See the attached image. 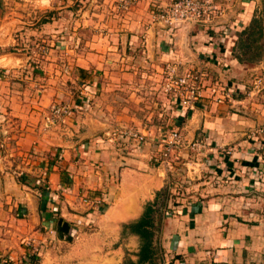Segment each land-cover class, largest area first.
I'll return each instance as SVG.
<instances>
[{
    "label": "crops",
    "instance_id": "0c3cea01",
    "mask_svg": "<svg viewBox=\"0 0 264 264\" xmlns=\"http://www.w3.org/2000/svg\"><path fill=\"white\" fill-rule=\"evenodd\" d=\"M8 1L0 0V16ZM21 1L25 8L16 15L49 12L52 16L61 15L63 22L48 16L35 20L36 30L49 33L42 40L48 45L47 53L37 54L40 65L34 70V79L20 85L25 91L22 88L17 94L19 88L14 86L0 91L5 96L0 97L5 102L1 106L5 116L0 114V144L4 146L0 154V256L9 257L13 264H104L106 260H111L108 264H121L120 243L111 253H105V246L116 244L122 224L137 220L144 204L167 188V174L162 168L152 167L150 160L163 138L155 139L142 132L148 141L145 146L120 150L118 144L124 140L108 137L107 129L127 126H122V118L107 112L114 109L113 101L111 105L101 99L85 103L66 124H59L46 134L40 117L41 111L53 102L55 92L64 89L58 82L67 78L72 65L83 70L80 74L87 78L86 71L92 64L100 69V52L107 46L114 58L116 50L121 52L123 47L137 45L138 40L152 58L156 56L183 68H201L208 83H237L233 105L205 99L196 109L178 112L177 126L184 142L201 141L205 145L201 155L185 148L178 159L184 164L183 174L172 176L176 179L179 175L178 183L192 184L189 194L193 200L187 206L178 205L184 213L179 217L181 226L168 215L161 220L156 216V221H161L159 242L163 252L188 262L185 257H191L194 262L207 250L212 252V258L204 256V264H264V196L257 193L264 190V135L249 136L251 130L264 123V91L255 97L244 91V83L254 73H264V63L237 61L230 52L233 40H226L224 35L218 41L216 34L205 27L196 26L188 39L182 30L162 28L154 21L151 8L146 9L151 0L139 2L125 15L112 13L109 25L103 23L108 6L99 4L95 22L99 27H111L112 43L107 44L106 38L97 35L88 40L73 35L71 0H67L68 4L65 0ZM27 2H31V10L27 9ZM93 6L91 3L89 8ZM26 24L17 23L18 28ZM58 26L63 29L61 36L54 34ZM8 27L9 23L0 19L3 36ZM77 27L80 36L87 29L81 20ZM8 43V39H0V46ZM89 45L96 48L95 53L87 48ZM141 51L146 52L143 48ZM26 60L25 55H0L2 68L16 67ZM86 88L82 94L93 98L96 88ZM28 91L34 95L29 98L31 103L20 96ZM9 143L15 144L14 149H8ZM225 149H229L228 154L222 151ZM100 192L107 206L101 216L102 228L84 231V216L90 213L81 198ZM171 204L166 201L167 207ZM58 220L68 224L69 239L58 237ZM72 226L77 228L74 234ZM128 237L131 241L135 235ZM27 239L38 243L40 257L34 262L25 258L32 254L31 247L26 246Z\"/></svg>",
    "mask_w": 264,
    "mask_h": 264
},
{
    "label": "rangeland",
    "instance_id": "374dc122",
    "mask_svg": "<svg viewBox=\"0 0 264 264\" xmlns=\"http://www.w3.org/2000/svg\"><path fill=\"white\" fill-rule=\"evenodd\" d=\"M142 1L143 0H136L135 3L131 4L130 6H128V8L125 9L120 7L117 0H106V2L104 0H71L70 3L65 0V3L70 4L69 9H71L72 11L71 21L73 22V35L75 34L76 38L82 37V39L88 40L93 39L97 35L100 38H106L107 41H105L104 44H107L108 42L112 43V37L109 36L111 35V32L109 31L111 27L107 29L103 25H100L103 27L97 26L98 22L95 21L96 19L98 21V17L96 16L98 5L107 4L108 8L105 11V18L103 20V23L108 22L109 25L112 13L125 15L129 11V9L133 8L134 6H136V4ZM174 1L175 0H151V4L148 5L146 9L150 10L151 8L152 12H156L161 10L162 8H165L166 6L168 8L173 4ZM91 3H93L94 6L89 8ZM27 4V9L31 10V2H27ZM60 5L63 4H57L56 6ZM211 5L215 7V10H213L214 13L208 19H201L195 24L189 23L186 28L179 29L182 30L183 33H185L187 39L190 37L191 31L194 30L196 26L205 27L204 29L206 31L214 32L218 38V41L220 39H224V35H227L226 40L232 39L234 42V45L230 47L231 56L234 58L236 54L241 55V50L239 49V36L245 28L253 23H256L260 24L264 30V0H212ZM24 8L25 7H22L21 0H9L8 5H4L2 7L3 11L0 19H5V22L9 23V27L7 33H5L4 36L2 35L4 30L0 31V39H8L9 43L7 45L0 46V55H6V57H20V55H25L27 57V60L21 65H16V67H8L7 65H5V67L2 68V65H0V91L3 90V88H9L11 86H14L16 89L19 88L17 90V94H19L22 88L23 91H25V87L20 85H25L26 81L31 82L34 79L36 75L34 70L40 65V62H38L39 60L37 59V54L44 55L45 53H47L48 45L45 42L43 43L42 40H44V36L48 35L49 33L36 30V25L34 24L35 20L40 18L41 21L42 19H47L46 16H48L49 18L55 17L56 22L59 20L63 22V18L61 15L55 14L54 16H52V14H49V12H43L40 14L38 13L36 15L32 13L25 16L16 15ZM80 20L84 22V29L87 28L85 31H82L81 36L80 30H77V28H79L77 26L80 23ZM89 20H91L90 23H88ZM19 21L20 23L21 21H24L27 24L22 25V28H18L17 23H19ZM74 27L77 31H74ZM56 29L57 30L54 34H59L61 36L63 33V29L59 26L56 27ZM174 30H178V28ZM115 37H117V35H115ZM245 38L246 37L243 36L242 40H244ZM55 40H58V38H56ZM261 42H263L264 44V36ZM136 44L137 45L134 46H127L125 48L123 47L122 49L120 48L121 52H117L116 50V56H114V58H112V50L109 46L105 48L103 53L99 51L102 54V57L100 59L102 61L101 67L100 69H96V64H92V67H90L86 71L87 74L85 75L88 76L87 78L83 77V75L80 74V72H83V70H81L78 66L76 67V65H72L70 72L67 74V78L63 79L62 82H58V84L64 87V89L62 88L61 92L56 91L54 96L55 99L53 98V102L47 105L43 111H41L40 118L42 120V131H44L46 134L57 125L66 124V121H68L72 115L68 114L69 116L66 115L65 118L62 117L61 120H59V123L50 122L52 121L53 116H56V114L63 112L64 109H69V111H71V113L73 114L74 112L81 111L83 104H88L95 100L99 102V100L101 99V102L110 105L112 101L114 102V109H108L107 112L112 116L115 115L116 117L122 118V120H124L125 123L122 126L127 127L121 128H132L139 133L145 132L146 136H152L155 139L165 138L167 134L174 129H179L181 133L180 128L177 126V120L179 118L178 112L183 109L179 104H177L178 101L175 100L176 98L174 94L171 93V91H166V84L168 83L169 77L172 78L173 75V77L176 78V76L182 75L184 72H187V70L191 72H198L199 74H201L202 82L204 84L201 97L202 101L207 99L214 103V96H211V88H213L214 86H218L226 89L230 93V99L224 97L222 102H215L216 104L228 103L230 105H233V103L235 102L233 99V91L234 87L237 88V83L233 82L228 86L222 81H219L218 83H208L207 79L205 78V72L202 71L201 68H197V66H194L193 68H183L177 63H170L157 58L156 56L152 58L149 55V52L145 49V46L141 45V42L137 40ZM141 47L146 52L141 51ZM87 48L89 50H92L91 53L96 52L95 47L91 48L89 45L87 46ZM123 59L124 61H122ZM126 61L130 63H127ZM259 63H264V57L261 61L250 64ZM172 69H176L175 74H173ZM92 76L94 78H92ZM256 78L258 77L256 73H254L253 76L248 79V82L244 83V91H248L249 97L258 96L261 93L262 89L258 91L256 88L252 87ZM95 83L97 84L98 89L95 87ZM28 85L29 84H27L26 86ZM87 86L96 88L93 93L95 97V92H97L96 98L88 97L86 93L82 94V91H85V89H87ZM28 92L26 94H21L20 96L27 97L28 102L31 103L29 101V98L31 99L34 95ZM101 92L104 96H101ZM112 93H115V96H113ZM1 94L2 95H0V97L4 99L5 96L3 92ZM199 103H201V101H199ZM4 104L5 102L0 100V114L3 115L4 113L1 111V106H5ZM196 107L197 106H195L194 109H196ZM256 128H254L253 130H255ZM113 130H115L114 127H110L107 129L110 134V136L108 137H111ZM198 142L205 145L201 141ZM9 144L10 145L8 146V149H14L15 144ZM141 145H136L131 140H126L125 142H121L118 144L120 150L124 151H129L127 149H130L132 147L138 148ZM3 149L4 146L0 144V154ZM159 150L160 148L157 147L155 153H158ZM227 150L228 152H226ZM222 151L227 154L229 153V149H225ZM203 152L204 150L199 153H194L197 156L201 155ZM152 156L150 157V160ZM180 156L181 154H179L178 156L173 155L170 158V163L167 167L159 164H153L151 162L152 167L162 168V171L167 174V200L172 203L170 207H159L160 210L157 212V214H155V217L159 215L160 220L162 218H165L166 215L174 218L176 221L181 220L179 219V217H183L184 213L182 211H179L181 207H178V205L184 203L187 206V204L193 200L190 195L192 194V184H189L187 181V183L184 185V183H178L176 181L177 178H179L178 180L181 179L179 175L183 174L184 168V164H182L178 160ZM179 172L180 174L178 176L176 175L177 177L175 179L172 175H175ZM189 182L191 183L192 181L190 180ZM257 193L258 195L262 194L264 196V190H259ZM262 198L264 199V197ZM81 199L82 204L86 207V211L90 213L85 214L84 216L85 225H83V230L88 232L101 230L103 224V222H101V216L103 215L105 207H107L104 201V194L102 192L95 193L94 195L84 196ZM249 208L252 209L253 207ZM160 220L159 232L156 234V244L158 243V246L159 248H161L162 252L160 251L161 254L158 256L156 264H169L170 262H173L174 264H204L205 257L208 259L212 258V252L207 250H203L204 252L201 253V257H197L198 261L195 259L194 262L191 260V257H185L186 260H189L188 262L183 260L180 256L173 255L172 253L166 254L165 252H163V249L159 242V236L161 235ZM173 225L177 226L175 222L173 223ZM178 225L181 226L180 221ZM186 225H188V223ZM76 229V227L72 226L71 234H74V231ZM42 231L45 232L46 230L42 228ZM126 233L128 232L126 231ZM128 236V234L126 236H121V233H119V241L116 244L109 243L105 246V253H107V251L111 253V249L113 248L115 250L116 246L120 243V248L122 247L121 264H127L129 260L135 261L137 258L135 254L138 250L139 240L137 236H135L130 241ZM27 241L28 243L26 244V246L31 247L32 254L30 253L31 255H25V258L26 261L29 260L31 262H34L38 257H40L37 247L38 243L35 244L34 241H30L28 239ZM112 241L113 239L110 238L109 242ZM33 246H36L37 249H34ZM0 258L1 260H3L1 264H13L9 257L0 256ZM108 261L111 262V260ZM108 261L106 260L104 264H108Z\"/></svg>",
    "mask_w": 264,
    "mask_h": 264
},
{
    "label": "built area",
    "instance_id": "2783aa9c",
    "mask_svg": "<svg viewBox=\"0 0 264 264\" xmlns=\"http://www.w3.org/2000/svg\"><path fill=\"white\" fill-rule=\"evenodd\" d=\"M121 8H128L131 4L135 3L136 0H117ZM212 0H175L172 5L168 8H162L159 11L153 13L154 21L164 29H180L186 28L189 23L195 24L201 19H208L215 10V7L211 5ZM173 74L176 73V69H172ZM172 74V73H171ZM253 88H256L261 92L264 90V74L257 76ZM204 84L202 82L201 74L198 72L188 71L184 72L176 78L169 77L168 83L166 84V91H171L174 94L175 100L178 101L183 110H193L195 106L201 101ZM214 102H222L224 97L230 99V93L218 86L211 88V96ZM71 115L69 109H64L63 112L53 116L52 121L57 122L61 118H65L66 115ZM68 115V116H69ZM257 134L264 135V123L258 126L255 130L250 132V137H256ZM118 137L119 139L131 140L136 145H144L147 140L143 133H139L132 128H119L111 134L112 137ZM160 150L158 153L153 154L151 162L153 164H159L167 167L170 163V158L173 155L178 156L181 154L183 148L199 153L204 150V145L198 141H193L185 144L182 134L179 129L170 131L163 140L158 143ZM228 152V150L226 151ZM97 201V200H96ZM3 262L0 258V264Z\"/></svg>",
    "mask_w": 264,
    "mask_h": 264
},
{
    "label": "trees",
    "instance_id": "16d2710c",
    "mask_svg": "<svg viewBox=\"0 0 264 264\" xmlns=\"http://www.w3.org/2000/svg\"><path fill=\"white\" fill-rule=\"evenodd\" d=\"M246 38L242 40V37ZM264 36L263 27L260 24H251L245 28L239 36V49L241 55L236 54L235 57L239 62L257 63L264 57V44L261 42ZM168 192L167 188L155 193V197L151 202H147L143 206L141 216L130 223L122 224L121 236L135 235L139 240L138 252L136 260H129L127 264H156L160 255L156 234L159 232V221H156L155 214L160 210L159 207L166 206ZM126 231L128 233H126ZM56 232L59 238L69 239L66 236L68 232V224L57 221ZM126 234V235H125ZM155 237V238H154ZM169 264H174L170 262Z\"/></svg>",
    "mask_w": 264,
    "mask_h": 264
}]
</instances>
